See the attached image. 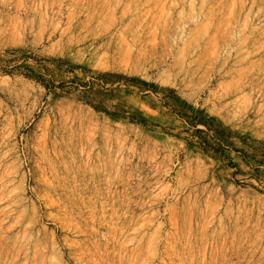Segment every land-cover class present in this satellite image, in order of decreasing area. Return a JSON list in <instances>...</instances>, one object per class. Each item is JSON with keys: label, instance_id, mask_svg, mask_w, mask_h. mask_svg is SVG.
Segmentation results:
<instances>
[{"label": "rangeland", "instance_id": "1", "mask_svg": "<svg viewBox=\"0 0 264 264\" xmlns=\"http://www.w3.org/2000/svg\"><path fill=\"white\" fill-rule=\"evenodd\" d=\"M0 264H264V0H0Z\"/></svg>", "mask_w": 264, "mask_h": 264}]
</instances>
